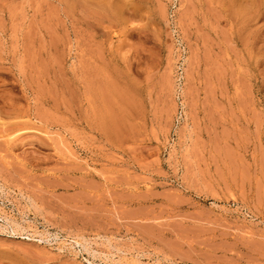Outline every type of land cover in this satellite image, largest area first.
<instances>
[{
    "label": "rangeland",
    "instance_id": "1",
    "mask_svg": "<svg viewBox=\"0 0 264 264\" xmlns=\"http://www.w3.org/2000/svg\"><path fill=\"white\" fill-rule=\"evenodd\" d=\"M0 264H264V0H0Z\"/></svg>",
    "mask_w": 264,
    "mask_h": 264
},
{
    "label": "bare ground",
    "instance_id": "2",
    "mask_svg": "<svg viewBox=\"0 0 264 264\" xmlns=\"http://www.w3.org/2000/svg\"><path fill=\"white\" fill-rule=\"evenodd\" d=\"M110 2V1H109ZM110 3H112V2H110ZM117 3V2H116ZM115 3V4H116ZM117 5V4H116ZM111 6V5H110ZM115 7V6H114ZM119 7H121V6H119ZM107 9H108V7H107ZM239 9V8H238ZM245 9V8H244ZM116 10V9H115ZM118 10V9H117ZM242 10V9H241ZM240 10V11H241ZM108 11V10H107ZM239 11V12H240ZM244 12V11H243ZM239 14V13H238ZM254 14H255V12H254ZM242 20V19H241ZM243 21V20H242ZM102 73V72H101ZM107 79V78H106ZM98 80H100L99 78H98ZM97 80V81H98ZM105 81H107V80H105ZM99 82V81H98ZM102 83V82H101ZM97 85V84H96ZM99 85V84H98ZM97 85V86H98ZM114 86H116V84L114 85L113 84V87ZM95 87V86H94ZM104 87V86H103ZM112 87V86H111ZM101 89V88H100ZM97 90H99V89H97ZM113 90H115V89H113ZM113 90H112V92H113ZM97 92V91H96ZM102 93V92H101ZM106 94V93H105ZM118 95V94H117ZM120 95V94H119ZM124 96V95H123ZM128 98V97H127ZM102 99V98H101ZM103 99H104V97H103ZM105 101V100H104ZM107 102V101H106ZM130 102V101H129ZM102 103V102H101ZM103 104V103H102ZM129 104V103H128ZM104 105V104H103ZM107 105V104H106ZM126 105V104H125ZM105 106V105H104ZM105 108V107H104ZM110 108V107H109ZM117 109H119V107L117 108ZM122 109V108H121ZM105 111V110H104ZM107 111H110V110H108L107 109ZM106 112V111H105ZM102 113V112H101ZM110 114V113H109ZM116 118V117H115ZM109 119V118H108ZM126 119V118H125ZM117 121H118V119H117ZM101 123H103V122H101ZM122 123V122H121ZM102 125V124H101ZM108 125V126H107ZM106 126H107V129L109 130V128H111V129H115L116 128V126H117V122H115V120H112L111 118H110V121H108V124H107ZM120 125V124H119ZM123 125V124H122ZM103 127V126H102ZM109 127V128H108ZM104 129V128H103ZM110 129V130H111ZM22 136V135H21ZM114 138H115V135H114ZM119 138V137H118ZM75 237V236H74ZM75 243V242H74ZM88 246V245H87ZM185 257V256H184ZM180 258V257H179ZM188 258V257H187ZM204 258V257H203ZM189 259V258H188ZM191 260V259H190ZM195 259H193V260H191V261H194ZM208 260V259H207ZM187 261V260H186ZM196 261V260H195ZM208 262V261H207ZM191 263H193V262H191ZM197 263H198V261H197ZM205 263V262H204Z\"/></svg>",
    "mask_w": 264,
    "mask_h": 264
}]
</instances>
